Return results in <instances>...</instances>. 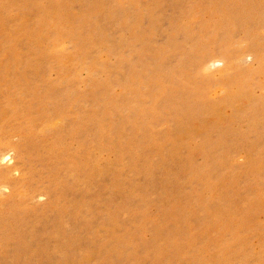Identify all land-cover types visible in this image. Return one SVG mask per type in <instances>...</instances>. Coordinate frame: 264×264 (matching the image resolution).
<instances>
[{
  "label": "rangeland",
  "instance_id": "rangeland-1",
  "mask_svg": "<svg viewBox=\"0 0 264 264\" xmlns=\"http://www.w3.org/2000/svg\"><path fill=\"white\" fill-rule=\"evenodd\" d=\"M0 264H264V0H0Z\"/></svg>",
  "mask_w": 264,
  "mask_h": 264
},
{
  "label": "bare ground",
  "instance_id": "bare-ground-1",
  "mask_svg": "<svg viewBox=\"0 0 264 264\" xmlns=\"http://www.w3.org/2000/svg\"><path fill=\"white\" fill-rule=\"evenodd\" d=\"M5 158H7L8 160H11L10 155H7ZM5 162H7V161H5Z\"/></svg>",
  "mask_w": 264,
  "mask_h": 264
}]
</instances>
